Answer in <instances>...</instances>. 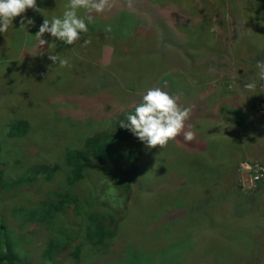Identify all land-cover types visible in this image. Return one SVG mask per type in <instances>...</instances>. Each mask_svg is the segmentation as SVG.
Instances as JSON below:
<instances>
[{
  "label": "rangeland",
  "instance_id": "obj_1",
  "mask_svg": "<svg viewBox=\"0 0 264 264\" xmlns=\"http://www.w3.org/2000/svg\"><path fill=\"white\" fill-rule=\"evenodd\" d=\"M67 2L37 0L42 13L23 14L34 25L20 27L16 17L0 34L2 178L18 179L36 164L59 168L47 183L13 186L0 203V222L18 256L27 264H264V81L256 69L264 60V0H113L111 11L93 13L75 44L46 33L50 45L35 56L43 19L61 16ZM48 54L69 65L53 64ZM250 82L256 87L244 89ZM151 87L180 94L179 103L192 107L185 130L191 125L196 139L178 136L147 149L133 135H115L107 150L114 166L139 154L129 197L110 181L111 164L108 174L88 169L68 214L76 229L68 243L82 245L79 257L54 254L44 262L50 230L63 240L65 229L39 213V202L15 215L16 203L65 187L64 151L95 134H114L115 119ZM20 122L25 129L13 136ZM89 212L104 227L117 226L100 246L84 244Z\"/></svg>",
  "mask_w": 264,
  "mask_h": 264
},
{
  "label": "trees",
  "instance_id": "obj_2",
  "mask_svg": "<svg viewBox=\"0 0 264 264\" xmlns=\"http://www.w3.org/2000/svg\"><path fill=\"white\" fill-rule=\"evenodd\" d=\"M160 83V82H159ZM133 111V110H132ZM130 111V112H132ZM129 112V113H130ZM126 116H119L115 119L114 127L116 131L114 134L111 133H99L84 139L82 147L79 149H67L64 151V163L67 166L69 175L65 178L66 185L63 184L56 186L53 189H49L44 192L41 196H35L33 200L26 201L22 198V206L16 203L13 212L18 213L23 211L24 208L35 207L37 204L38 211L41 215H45L49 223L55 227H64L66 235L60 240L55 235V230H50L48 236L49 241L46 242V247L43 251V256L45 258L44 262H49L56 255H66L72 260L79 257V252L81 250V244H71L69 240V235L75 229L74 225L69 221L68 214L70 211L73 212L75 205L82 195V190L80 191L81 181L86 178V172L88 169H92L103 174H108L105 169L107 164H111L109 169L110 181H113L114 185L118 188L120 194L123 198H128L130 193L128 190V182L133 175L135 168V160L139 157V154L135 157L134 162L131 164L121 165L120 167L114 166L112 159H107L108 151L113 146L111 145L112 139L117 136H130L131 132L121 125L127 123ZM25 129V124L20 122L15 124L11 129L13 136L22 133ZM117 135V136H115ZM108 150V151H107ZM141 154V153H140ZM114 166V167H113ZM59 168L57 165L49 164H36L30 167L26 173L15 180H3L2 172L0 171V192L4 189L3 193L0 194V203L4 200L6 194L11 193L9 189L13 186L18 189L22 186L31 187L35 182L47 183L52 180L53 176L58 174ZM51 194L58 196L56 202L53 204L48 200L40 202L42 199H47ZM45 196V197H43ZM42 197L35 201L36 198ZM24 206V207H23ZM108 215V214H107ZM105 215L111 221V215ZM3 215H0V217ZM5 217V215H4ZM116 217V216H112ZM22 218L28 223H35L31 216L22 214ZM65 219V220H64ZM37 223V222H36ZM5 220L0 222V264H27L23 262L17 254L16 247L8 235L7 227L5 225ZM39 224V223H38ZM41 225V224H40ZM116 225H106L102 224V221L97 215L93 216L90 212L85 215V225H84V244H89L93 246H100L103 244L106 238L113 237ZM55 232V233H54ZM58 236V235H57Z\"/></svg>",
  "mask_w": 264,
  "mask_h": 264
},
{
  "label": "clouds",
  "instance_id": "obj_3",
  "mask_svg": "<svg viewBox=\"0 0 264 264\" xmlns=\"http://www.w3.org/2000/svg\"><path fill=\"white\" fill-rule=\"evenodd\" d=\"M113 7V0H68L61 16L43 19L34 35L37 41L35 56L43 55L40 49L50 45L43 38L46 33L65 45H73L81 39L82 33L88 32V24L95 19L93 13L101 14L111 11ZM28 9L39 14L43 11L42 8L37 7V0H0V34L8 32L16 17H20V27L26 29L27 26L34 25L33 19L23 15ZM80 10H84V15L79 14ZM105 30L110 32L111 27L108 26ZM210 30L216 31V28ZM90 42L85 40L84 44ZM48 59L53 64L58 62L61 67L69 65L67 59H62L58 55L48 54ZM256 69L259 79L264 81V60L256 62ZM243 87L251 90L256 85L250 82L245 83ZM180 99V94H170L162 87L148 88L140 102L133 105V111L126 116L127 123L122 124L121 127L129 130L147 149L156 146L165 147L169 141L177 139L178 136H182L185 142H192L196 139L192 126L187 125L185 130V122L191 115L192 107L181 105ZM110 192L114 194L115 188H110Z\"/></svg>",
  "mask_w": 264,
  "mask_h": 264
}]
</instances>
